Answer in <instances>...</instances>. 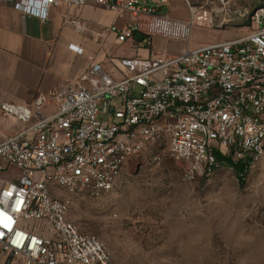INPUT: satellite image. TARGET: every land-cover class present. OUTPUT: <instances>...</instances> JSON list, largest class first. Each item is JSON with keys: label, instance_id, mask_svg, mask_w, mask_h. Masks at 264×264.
Masks as SVG:
<instances>
[{"label": "built area", "instance_id": "obj_1", "mask_svg": "<svg viewBox=\"0 0 264 264\" xmlns=\"http://www.w3.org/2000/svg\"><path fill=\"white\" fill-rule=\"evenodd\" d=\"M159 1L0 0L43 21L53 7L94 3L129 16L123 29L108 27L103 36L115 32L136 39L143 34L144 40L136 41L146 48L156 38L187 44L176 54L110 57L113 71L92 55L78 79L38 96L31 107L0 103V116L24 124L0 142V174L12 167L19 171L0 177L3 264H114L102 240L69 220L70 199L60 191L104 196L131 160L155 149L164 148L186 183L225 165L218 154L244 164L241 180L263 158L264 5L215 0L222 5L220 14L226 12L219 28L233 21L227 8L234 3L247 31L191 48L199 8L184 0L189 16L182 20L163 14L170 0ZM72 24L77 33H87L80 19ZM70 48L84 53L81 45Z\"/></svg>", "mask_w": 264, "mask_h": 264}, {"label": "rangeland", "instance_id": "obj_2", "mask_svg": "<svg viewBox=\"0 0 264 264\" xmlns=\"http://www.w3.org/2000/svg\"><path fill=\"white\" fill-rule=\"evenodd\" d=\"M190 1L204 23L196 24L191 48L247 31L234 3L227 8L233 21L219 28L226 13L220 14L222 5ZM174 2L176 8L184 7V0ZM251 4L256 8L264 0ZM121 40L109 44L108 58L128 53L129 39ZM155 45L171 52L185 48L170 41ZM135 54L148 58L149 50L140 46ZM181 174L160 147L131 160L114 190L104 196L67 191L60 196L70 199L69 220L80 232L102 240L114 264H264V156L244 180L227 164L194 183L183 182Z\"/></svg>", "mask_w": 264, "mask_h": 264}, {"label": "crops", "instance_id": "obj_3", "mask_svg": "<svg viewBox=\"0 0 264 264\" xmlns=\"http://www.w3.org/2000/svg\"><path fill=\"white\" fill-rule=\"evenodd\" d=\"M159 5V0H148ZM175 0H170L162 8H168V14L177 19L188 17L184 7L176 8ZM163 11V10H162ZM128 15H118L98 4H88L82 8L60 5L53 7L50 16L43 21L34 16H25L12 6L0 3V103H13L31 107L38 96H48L52 89L74 82L90 66L91 56L102 62L105 69L113 71L108 58V46L122 41L115 32L103 36L106 28L115 26L123 29ZM80 19L87 27L86 34L75 31L72 20ZM203 23V22H201ZM204 24V23H203ZM99 35L95 40L93 37ZM169 43L156 38L148 47L149 55L154 53L176 54L167 48L159 49L156 42ZM128 53L116 58L136 56L135 50L140 47L136 39L128 40ZM71 44L81 45L83 54L75 53ZM199 43L195 45H201ZM191 46V41H190ZM135 49V50H134ZM24 124L14 118L0 116V142L4 137L22 128ZM19 173L16 167L0 174L1 178H11ZM3 264V259H0Z\"/></svg>", "mask_w": 264, "mask_h": 264}, {"label": "trees", "instance_id": "obj_4", "mask_svg": "<svg viewBox=\"0 0 264 264\" xmlns=\"http://www.w3.org/2000/svg\"><path fill=\"white\" fill-rule=\"evenodd\" d=\"M218 159L220 161H222L224 164H227V165L233 167V169L237 175H239L242 172V170L244 169L243 163H234L231 159H229V158H227L221 154H218Z\"/></svg>", "mask_w": 264, "mask_h": 264}, {"label": "water", "instance_id": "obj_5", "mask_svg": "<svg viewBox=\"0 0 264 264\" xmlns=\"http://www.w3.org/2000/svg\"><path fill=\"white\" fill-rule=\"evenodd\" d=\"M163 14H164V15L168 14V8H164V9H163ZM135 38H136L138 41L142 42V41L144 40V35H143V34H136V35H135Z\"/></svg>", "mask_w": 264, "mask_h": 264}, {"label": "bare ground", "instance_id": "obj_6", "mask_svg": "<svg viewBox=\"0 0 264 264\" xmlns=\"http://www.w3.org/2000/svg\"><path fill=\"white\" fill-rule=\"evenodd\" d=\"M198 25H200V26H201V25H203V23H201V21H199V22H198Z\"/></svg>", "mask_w": 264, "mask_h": 264}]
</instances>
